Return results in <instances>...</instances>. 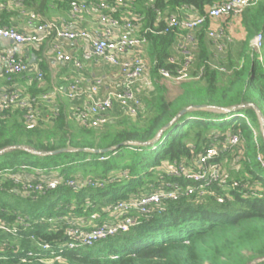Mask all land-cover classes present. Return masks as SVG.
Returning a JSON list of instances; mask_svg holds the SVG:
<instances>
[{
  "label": "trees",
  "instance_id": "obj_1",
  "mask_svg": "<svg viewBox=\"0 0 264 264\" xmlns=\"http://www.w3.org/2000/svg\"><path fill=\"white\" fill-rule=\"evenodd\" d=\"M6 1L0 0V5ZM23 1L26 6L38 4L35 8L41 14L50 2ZM71 1L57 3L69 7ZM100 2L115 8L111 14L120 18L117 0ZM132 2L131 9L120 10L139 16V35L145 36L148 45L154 94L145 99L153 108L146 122L118 125L112 124L114 119L98 128L73 127L62 104L50 120L39 119L34 112L35 125L28 128L24 118L28 109L12 106L0 110V171L10 170L25 181L31 177L42 181L52 175L80 182L75 188L60 182L54 189L26 193L22 181L16 183L0 173V221L8 227V231L0 230V264H264V168L257 160L258 154L264 158L258 115L264 123V69L255 56L230 73L212 68L204 40L207 19L196 32L198 52L192 76L201 68L202 73L168 93L159 70L174 68L168 57L176 38L185 31L175 27L165 32L167 18L181 6L203 15L216 0ZM12 14L3 10L0 26L10 25ZM245 17L244 12V25L250 30ZM131 20L135 23L136 19ZM44 48L41 44L35 54ZM39 71L47 76L45 62L40 63ZM6 83L9 91L12 80ZM29 87L30 109L46 108L44 102L30 100L46 89L38 87L36 80ZM143 110L142 102L138 115L131 118L140 117ZM232 134L238 136L237 144L227 141ZM212 145L218 153L208 163L218 164L220 179L202 195L164 200L159 209L138 217L137 224L125 232L91 246L67 247L70 223L80 225L72 218L74 214L96 215L98 225L121 218L112 208L118 201L159 186L169 188L175 182L182 188L195 186L192 181L168 175L162 167L174 162L193 165V160ZM116 146L120 147L110 150ZM123 151L124 159L119 163L117 158ZM227 156L228 167L224 163ZM25 171L32 173L24 178L21 172ZM154 172L156 180L145 178ZM88 179L103 184L90 186ZM43 245L48 248L43 249Z\"/></svg>",
  "mask_w": 264,
  "mask_h": 264
},
{
  "label": "built area",
  "instance_id": "obj_2",
  "mask_svg": "<svg viewBox=\"0 0 264 264\" xmlns=\"http://www.w3.org/2000/svg\"><path fill=\"white\" fill-rule=\"evenodd\" d=\"M19 1V0H18ZM123 0H117L122 3ZM252 4V0H216L211 6L207 7L203 15L177 16L171 15L167 18L166 29L178 27L185 31L183 39L176 46L179 57L170 54L168 63L172 64V70L161 68L159 74L164 79L175 82H182L192 78H198L202 73V68L197 75L192 76L195 54L193 47L196 43V32L207 19H217L221 16L241 15L242 12ZM92 7L97 9L98 20L103 25L104 36H97L86 30H69L59 27L55 23L44 19L36 12H29V20L35 23L34 32H20L14 26H0V40L9 39L17 44H39L43 40H50L54 61L58 64H70L76 74L68 85L66 96L74 101L72 107V117L79 125L85 128L102 127L115 119L116 112L134 117L138 115L142 108V98L136 91L139 83L151 84V80L146 76L147 64L139 48L143 47L147 41L145 36L137 35L138 26L130 18H117L111 14V7L105 2L86 3L84 1L73 0L70 3V10L73 15L89 12ZM118 29L117 36H114V29ZM207 37L213 41L218 52L225 48L228 35L223 28L209 29L206 31ZM83 39L89 44V49L84 51L81 56H74L67 53L60 41ZM263 45V34L257 33L253 40V47L259 51ZM105 62L118 69L121 82L119 87L101 92L103 80L95 78L88 86L81 83V74L88 62ZM209 65L218 72H227V69L209 61ZM1 71L7 80L29 70V65L10 53L0 57ZM43 74L38 70L36 79L42 80ZM52 93L42 92L37 98L30 100L37 104V100L52 104V114L57 113V108L53 105ZM81 100V101H80ZM17 106L28 109L24 115L25 123L28 128L35 125L34 111L30 109L27 99H23L19 91L12 87L5 93H0V110ZM262 132V130H261ZM239 138L236 134L230 135L227 141L234 145ZM218 153L215 145L209 146L205 151L193 160L194 164L174 162L162 167L164 171L175 177L184 178L187 181L196 183L195 186L182 188L179 182L172 183L169 188L159 186L150 192H144L137 197L127 201H118L112 208L115 212H120L121 218L82 228L80 225L71 224L67 234L69 240L67 247L70 249L79 246H91L95 242L127 231L132 225L137 224L138 217L147 216L151 212L159 209L164 200H176L182 195L197 193L202 195L207 187L220 179V168L218 164H209L208 161ZM102 159V157H101ZM257 160L264 168V158L258 154ZM3 173L5 177L13 179L16 183L22 181L26 193L29 190L43 191L44 189H54L58 184L64 183L70 188L78 187L80 182L76 179L61 180L56 176L46 178L22 180L17 173L10 170ZM58 179V180H57ZM90 186H102L98 180L88 179L86 182ZM29 193V192H28ZM218 201H222L218 198ZM23 223V222H22ZM0 230L8 231L4 222L0 221ZM43 249L48 246L43 245ZM60 257H56L59 259ZM256 264H263L257 262Z\"/></svg>",
  "mask_w": 264,
  "mask_h": 264
},
{
  "label": "crops",
  "instance_id": "obj_3",
  "mask_svg": "<svg viewBox=\"0 0 264 264\" xmlns=\"http://www.w3.org/2000/svg\"><path fill=\"white\" fill-rule=\"evenodd\" d=\"M61 1V0H60ZM104 0H98V2ZM133 0H123L117 2L116 10L119 12L120 18L122 19H136L135 23L138 26V31L136 34L139 35L141 31L140 22L138 15H133L131 12L125 14L120 10V7L129 8L132 7ZM34 4L32 6H26L23 0H7L4 4L0 5V13L5 10L6 12H12L10 17V25L14 26L20 32H34L35 23L29 20V12H36L44 19H47L60 28H67L69 30H86L97 36H104V30L102 23L98 20L97 9L92 7V9L87 13H80L79 15H73L68 6L62 7L57 3V0L49 2V6L45 14H41L35 8ZM110 6V5H109ZM111 7V12L115 8ZM207 9V7L205 8ZM244 12L246 18V24L250 30L246 29L244 25ZM242 12L241 15H228L221 16L217 19L209 20V29L223 28L228 39L226 41L225 48L222 52H218L213 41L210 40L206 35L205 30V49L208 52V59L215 64H220L224 66L228 73L234 68L240 67L244 60L248 57L258 59L261 67L264 69V0H252V4L249 5L246 10ZM177 16H194L197 12L192 8L181 6L177 8ZM119 18V17H117ZM7 26V25H6ZM120 32L118 29H114V36L118 35ZM257 33L263 34V45L259 51H256L253 47V40ZM183 37H177L176 41L171 47V54L179 57L176 50V46L181 43ZM63 49L74 56H81V54L89 49V44L83 40H63L60 41ZM41 44L45 45L44 51L37 55L35 52L39 49ZM196 45V43H195ZM193 47L195 58L198 52L197 46ZM147 43L139 48L142 52L145 62L147 64L146 76L152 80L150 74V61L147 57ZM10 53L15 57L25 61L29 65V70L19 76L15 75L12 79V85L15 87L23 99H29L30 97V87L29 84L36 80L37 86L40 88H45L46 91L52 93L53 105L55 108L60 107L64 104L66 111L69 114L70 119L76 121L72 117V107L75 104L74 101L66 96V91L68 90V85L74 78L76 72L72 65L70 64H58L54 61V54L52 51L50 40H43L39 44H17L9 39L0 40V57L3 54ZM45 62L47 65V76L43 75L42 80L38 81L36 79V73L39 70L40 63ZM226 74V73H225ZM81 83L88 86L93 82L95 78H101L103 80V87L101 92L104 93L106 90L114 89L119 87L121 78L118 73V69L105 62H88L85 65L84 71L81 74ZM6 78L2 74L0 66V93H5L8 90V85L6 83ZM164 81H171L169 79H164ZM145 85L139 83L136 85V91L140 95V86ZM81 101V100H80ZM44 105V104H43ZM52 105V104H51ZM51 105L45 103L46 108L44 109H34L36 117L39 119L48 120L51 118L52 108ZM117 114V112H116ZM116 119V117H115ZM77 122V121H76ZM78 123V122H77ZM72 218L83 227H90L97 224L98 217L96 215H83L78 216L77 214L72 215ZM112 220V219H109Z\"/></svg>",
  "mask_w": 264,
  "mask_h": 264
},
{
  "label": "rangeland",
  "instance_id": "obj_4",
  "mask_svg": "<svg viewBox=\"0 0 264 264\" xmlns=\"http://www.w3.org/2000/svg\"><path fill=\"white\" fill-rule=\"evenodd\" d=\"M263 52H264V48H263ZM153 81L154 80L152 79L151 80V84L143 83L145 85H141L140 86V96H141V98L143 100L142 102L144 104V110L141 112L140 117H137L135 119H132L131 117L123 116V115L117 113V114H115V117H116L115 122H113L112 124H118L119 125L122 122H136L138 124H143L144 122H146V120L153 113V108L145 101L146 98L147 99H151L152 95L154 94V93H152V91L154 90V88H153ZM161 81L163 82L164 85H166L167 90H168V93H174V92H176L177 87H178V84L180 83V82H175V81H168V82H166L163 79H161ZM70 122H71V124H72L73 127L80 126L74 120H70ZM259 122H260V125H261V122L262 121L260 119H259ZM261 134L264 137V131L263 130H262ZM123 153H125V151H123L120 154V156L117 158V161H119V163H121L123 161V159H124V154ZM224 163H225L226 167H228L227 166L228 165V156L225 158ZM79 170H81V169H79ZM21 173L23 174V177L25 178V177H27V175L30 176V174L32 172L25 171V172H21ZM116 174H118V172H116ZM31 178L32 179H35V177H31ZM145 178L147 180L153 181V180H156L157 179V174H156V172H154L153 174H146L145 175ZM111 216H112V213L109 214V217L110 218H111Z\"/></svg>",
  "mask_w": 264,
  "mask_h": 264
},
{
  "label": "water",
  "instance_id": "obj_5",
  "mask_svg": "<svg viewBox=\"0 0 264 264\" xmlns=\"http://www.w3.org/2000/svg\"><path fill=\"white\" fill-rule=\"evenodd\" d=\"M258 115H259V119L262 121V122H261V130L264 131L263 117H262V115H261L260 113H259ZM155 140H156V139L152 140L151 143H153ZM119 147H120V146H116V147H114V148H111L110 150L118 149ZM102 151H103V150H102ZM104 151H106V150H104ZM95 152H100V151H95ZM256 263H257V261L253 262L252 264H256Z\"/></svg>",
  "mask_w": 264,
  "mask_h": 264
}]
</instances>
